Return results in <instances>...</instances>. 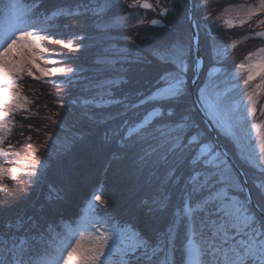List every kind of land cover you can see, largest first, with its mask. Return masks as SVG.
<instances>
[{
    "label": "snow or ice",
    "instance_id": "6c2138e0",
    "mask_svg": "<svg viewBox=\"0 0 264 264\" xmlns=\"http://www.w3.org/2000/svg\"><path fill=\"white\" fill-rule=\"evenodd\" d=\"M42 3L0 0L4 17L0 26V142L15 123L13 114L26 111L32 103L22 94L23 77L39 80L60 74L69 88H79L70 101L60 102L61 109L76 106L93 123L114 125L105 130L101 147L115 145L130 160L129 176L136 183L129 191L135 194L141 181L154 182L153 195L141 198L137 207L149 214L163 212L173 189L180 203L168 227L153 238L107 211L109 202L103 198L102 184L93 189L77 220H50L49 215L57 211L55 202L62 198L58 190L50 189V204L42 206L39 214L0 220V264H264V178L253 179L249 187L247 173L237 169L233 155L210 138L197 119L198 112L203 113V120L214 125L217 135L232 144L235 160L264 177V119L250 120L258 111L264 115V104L258 107L264 95V46L249 52L235 66L238 72L229 74L223 63L228 50L240 41L225 42L218 36L221 27L251 28L255 21L262 30L243 39L264 38V0L227 4L218 14L209 11L199 19L197 11L210 0H192L191 8L187 0H60L48 11L40 10ZM120 3L151 10L157 16L149 20L138 13L121 14L116 11ZM78 17L84 18L82 34L71 31ZM173 19L177 27L187 22L195 31H182L170 42L153 44L149 55H143L145 37L135 29L170 28ZM62 20L72 23L62 24ZM201 20L207 23L202 26ZM89 27L98 32H132L122 37L128 45L95 59L92 78L84 76L86 69L77 62L78 57L49 53L42 43L82 51ZM66 35L67 40L53 38ZM45 53L60 59H45ZM69 60L74 66H44L67 65ZM141 65L153 68L155 82L147 92L126 90L130 73ZM202 72L197 112L187 104L189 73L195 84ZM220 75H230L237 83L221 92ZM257 78L259 82L253 83ZM233 91L239 99L232 96ZM55 115L62 117L60 112ZM82 139L80 134L68 138L67 150ZM5 154L0 148V156ZM6 163L0 161V189L7 187L5 177L16 179L22 172L30 177L29 183L40 178L37 165L42 161L34 147L30 157L15 161L24 164V169L6 167Z\"/></svg>",
    "mask_w": 264,
    "mask_h": 264
},
{
    "label": "trees",
    "instance_id": "16d2710c",
    "mask_svg": "<svg viewBox=\"0 0 264 264\" xmlns=\"http://www.w3.org/2000/svg\"><path fill=\"white\" fill-rule=\"evenodd\" d=\"M59 2L60 0H43L40 10L48 11L56 7ZM149 2L155 3V0H149ZM163 2L164 0H162ZM243 2L252 3L253 0H210L206 7L197 11L196 16L199 19L209 11L215 15L227 4ZM116 11L121 14L124 12L138 13L139 17L149 20L157 16L151 10L128 8L126 3H120ZM182 17L183 13H181ZM76 19L78 23L71 31L82 34L85 31L81 26L84 18L78 17ZM3 22L4 17L0 15V26ZM169 22L173 24V27L140 26L135 29L139 35L145 37L142 45L143 55H149L148 49L151 45L170 42L178 38L182 31L191 30L190 24L187 22L179 24L178 27L176 20L173 19ZM60 23L71 24L72 21L62 20ZM200 23L203 26L207 21L201 20ZM251 23V28L245 25L232 29L221 27L218 30V36L221 40L225 42H230L233 39L240 41L234 49L228 50V56L223 63L224 70L229 74L234 70L238 72L235 66L249 52L264 46V38L250 36L247 40L243 39L252 31L262 30L255 25V21ZM86 31L88 39L84 41L85 48L79 52H69L61 45L48 41H44V44L52 52H62L66 56L78 57L77 62L86 69L84 76L92 78L96 75L95 59L110 52L113 48H123L128 45V42L122 37L131 35L132 32L125 29L98 32L91 27L87 28ZM53 38L67 40L69 37L66 35ZM49 53L47 54L49 55ZM54 58L60 59V57ZM55 66H74V62L69 60L67 65L56 64ZM206 69L207 64L205 72ZM130 75L132 77L130 83L124 86L126 90L147 92L155 82V71L148 65H141ZM204 75L205 73L202 72L193 88L197 101V89L202 86ZM218 82L221 86V92L237 83L231 81L230 75H220ZM257 82H259L258 78L253 83ZM20 83L23 86L22 94L32 100V103L27 106L26 111L21 110L19 113L13 114L15 123L10 126L7 137L0 142V148H4L6 153L2 157L8 163L15 166L21 165L24 169V164L17 165L15 161L30 157L34 147L36 155L42 161V164L37 165L41 175L36 183H29L30 177L23 172L18 174L16 179L4 178L3 184L7 187L0 189V220L15 219L20 214L26 216L39 214L42 206L47 207L50 204L48 200L50 189H55L59 191L62 198L55 202L56 214L54 216L49 215V219L57 222L61 220L73 222L81 215L87 201L93 194V189L102 184L106 193L103 198L109 202L107 211L115 216L118 221L133 224L137 229L147 232L153 238L156 232L164 231L172 220L175 207L180 203L177 191L172 190L169 206L163 212L149 214L145 208L137 207L141 198H150L153 195L154 182L153 184H145L141 181V186L135 191V194L129 191L136 183L134 178L129 176L130 160L123 157V153L118 151L115 145L101 147L105 130L114 125H97L84 116L76 106H70L68 109L59 107L61 101H70L74 98L79 92V88H69L66 82H61L60 74L45 76L39 80L25 75ZM190 83L191 73H189V87ZM239 88L242 89L243 85L240 84ZM232 96L239 99L236 91L232 92ZM187 104L197 109L191 94L187 99ZM260 104H264V95L258 100V107ZM57 112L62 113V117L55 115ZM49 116L52 117V120H56L55 124L52 123V120L47 119ZM197 119L202 121L201 127H206L209 137L213 138L199 112ZM260 119H264V115H261L259 111L255 118H250L252 122ZM46 132L49 133L47 137L45 136ZM75 134L82 135L83 139L72 146L70 150H67L69 147L67 140ZM217 138L219 144L233 155V162L238 168L247 173L246 178L249 180V187H251L253 179L264 178L253 168L242 165L235 160V150L228 140L218 135ZM114 156L117 158H113ZM253 192L255 199V190Z\"/></svg>",
    "mask_w": 264,
    "mask_h": 264
},
{
    "label": "water",
    "instance_id": "95a60500",
    "mask_svg": "<svg viewBox=\"0 0 264 264\" xmlns=\"http://www.w3.org/2000/svg\"><path fill=\"white\" fill-rule=\"evenodd\" d=\"M187 5H188L189 8H191V6H192V0H187ZM190 28H191V26H190ZM191 31H195V29H191ZM194 85H195V84H193L192 81H191V83H190V87H189V88H190V94H191V96H192L193 102H194V104H195V106H196V108H197V110H198L199 103H198V101L196 100V98H195V96H194V92H193ZM199 114H200L201 117L203 118V113H199ZM205 123L207 124L209 130L211 131L212 136H213V139H216L217 142H218L217 134H216V131L214 130V127H213L212 123H211V122H205ZM218 144H219V142H218ZM219 145H220V144H219ZM236 167H237V166H236ZM237 169H239V168L237 167ZM243 179H245V177H241V180H243ZM248 186H249V185H248Z\"/></svg>",
    "mask_w": 264,
    "mask_h": 264
},
{
    "label": "rangeland",
    "instance_id": "374dc122",
    "mask_svg": "<svg viewBox=\"0 0 264 264\" xmlns=\"http://www.w3.org/2000/svg\"><path fill=\"white\" fill-rule=\"evenodd\" d=\"M2 25H3V24H2ZM2 25H1V26H2ZM42 43H43V46H44L46 49H48V48L46 47V44H44V42H42ZM48 50H49V49H48ZM49 52H52V51L49 50ZM44 56H45V59H53V58H54V57L48 55L47 53H45ZM39 63H42V64H43L42 61H39ZM44 66H46V67H56L55 65L53 66L52 64H48V65H44ZM36 76H40V73L37 72V75H36ZM0 161H6V162H7V163L5 164L6 167H20V168H22L21 165H19V166H15L14 164L8 163V161L5 160L2 156H0Z\"/></svg>",
    "mask_w": 264,
    "mask_h": 264
}]
</instances>
